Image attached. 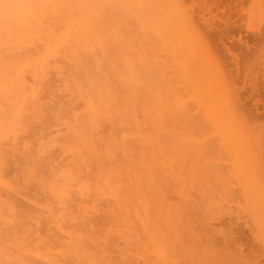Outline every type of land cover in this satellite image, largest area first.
<instances>
[{
	"label": "bare ground",
	"instance_id": "6f19581e",
	"mask_svg": "<svg viewBox=\"0 0 264 264\" xmlns=\"http://www.w3.org/2000/svg\"><path fill=\"white\" fill-rule=\"evenodd\" d=\"M181 1L199 3L185 19L199 23L200 57L220 63L219 49L240 74L233 48L246 55L264 39L261 30L252 41L232 34L252 0ZM167 22L165 0H0V264H168L184 231L210 238L202 198H188L185 212L165 195L168 187L182 195L185 181L155 173L166 164L165 141L178 140L183 123L212 121L217 102L210 87L180 88L184 97L169 81ZM173 62L201 76L192 61ZM257 87L250 91H264ZM257 95L256 110L264 108ZM193 104L200 113H190ZM173 155V173H210L205 160ZM201 178L187 190L199 193ZM241 251L237 244L240 261ZM194 256L188 264L207 262Z\"/></svg>",
	"mask_w": 264,
	"mask_h": 264
},
{
	"label": "rangeland",
	"instance_id": "374dc122",
	"mask_svg": "<svg viewBox=\"0 0 264 264\" xmlns=\"http://www.w3.org/2000/svg\"><path fill=\"white\" fill-rule=\"evenodd\" d=\"M262 1L252 0L244 4H247L244 7L246 13L244 12L243 15L238 17L236 24L239 28L237 27L236 30L232 31L236 38L241 35V37L250 38L252 41L251 37L253 35H259L260 30L261 34L264 32V3ZM195 2L198 1L195 0ZM251 3L253 4L251 5ZM165 4L167 23H169L168 27L170 25L169 30L172 33L165 51L168 64V68H166L167 77L171 80L167 79L179 90H181L180 88L186 91V88L210 87L216 93L217 98L215 117L212 121H201L198 124L183 123L181 126L183 127L181 131L183 135L179 136L178 140H166L165 146L159 150L161 152L160 159L166 164L161 168V172H159L160 169L155 172L159 173L157 176L159 175L162 180H166L169 179L166 177H171L172 174V181L176 178L177 181L180 178L185 181V183L183 182L185 185L181 186L185 188L183 192L180 191L182 195H178L180 193H177L176 187H168L169 190L167 188L159 190L161 197L164 198L162 194L164 195L165 192L162 191L167 189L168 192L165 195L173 201L170 200L172 203L177 202L178 207L180 206L187 213L193 210L187 206V199H191L193 195L202 198L197 209L198 215L201 218L202 216L211 218L213 227L210 238L203 235L195 236L188 230L184 231L180 235L181 239L178 238L181 243L177 239L176 244L179 242V245L175 244L176 248L173 245L171 246L174 251H171L168 256L170 257L172 253L170 258L174 262L170 260L168 264H176L178 261L177 264H188L187 260L194 258L195 253L200 254L202 259L207 260L208 263L205 262L204 264H252V261L264 264V108L261 106L256 110L252 105L254 98L252 95L256 96L258 94L255 98L259 97L261 101H264V91L262 92L261 88H258L264 83V39L261 41L263 43L255 44V48L251 50L254 51L253 53L249 51L245 55L244 50L240 53V51L233 48V51L242 56L240 74L237 75L234 70L232 71L234 67L230 66V58L219 49L214 52L216 57L226 58H222L224 61L220 60V63H215L216 66L220 65L219 68L207 61L206 56H203L204 59L200 57V48L203 52L204 49L202 46L199 48L200 43H198L199 46L197 45L199 41L196 42L198 39L196 37L198 35L195 34L196 25H199V23L194 24L193 20L194 26H192L190 19H185V14L190 12L188 7L192 6L191 3L184 7L181 0H165ZM194 4V7L199 5V3ZM194 7H191L193 15L197 12L200 13L197 8L193 11ZM218 14L221 13L218 11ZM196 15L193 18L197 19L198 16ZM189 18L192 20V15ZM254 31L255 33H253ZM256 36L252 38L256 39ZM243 54L247 60H245ZM198 57L207 62L204 63L203 61L202 63ZM173 59L180 60L182 64L192 61L194 69L196 68L201 76L192 70L191 72L180 71L179 73L174 66ZM220 68H222L221 73L225 75L219 73ZM253 86H258L260 92L253 94L254 92L250 91ZM182 90L181 92L186 97L187 92ZM187 98L185 100L192 101ZM192 109L194 110L190 111L192 114L201 112L197 104H193ZM256 112L258 113L256 114ZM188 114L187 118L191 117ZM179 150L187 153L192 159L209 162L208 165H211V169L209 168L210 173L197 176L199 173H184L183 171L178 173L179 169H176L177 171L175 170L173 173L174 169H170L168 166L169 163L174 161L175 156L173 153ZM148 151L151 156H154L157 152L155 148ZM153 176L157 177L156 174ZM154 177L153 180L156 179ZM198 177H202L201 179L207 180L208 183L205 182L199 193L189 192L188 187L185 186L190 180H195ZM172 184L177 185L174 182ZM153 190L152 193L156 191ZM156 192L157 194H155ZM156 192L153 193L154 196H160L158 190ZM156 196V199L152 198V200L155 205H160L156 202H161V199ZM155 200L158 201L155 202ZM153 201H151L152 204ZM152 207L155 206L152 205ZM157 207L161 208V206ZM172 209L167 210L169 216L174 215V212L177 211L174 209L172 213ZM176 209L180 210L179 208ZM250 228H252V231ZM237 244L241 245V252L244 256L242 261L236 257ZM178 247L181 251L178 250ZM177 250L179 253L176 252ZM174 252L176 257L173 255Z\"/></svg>",
	"mask_w": 264,
	"mask_h": 264
}]
</instances>
